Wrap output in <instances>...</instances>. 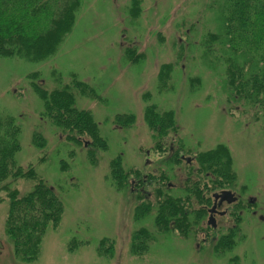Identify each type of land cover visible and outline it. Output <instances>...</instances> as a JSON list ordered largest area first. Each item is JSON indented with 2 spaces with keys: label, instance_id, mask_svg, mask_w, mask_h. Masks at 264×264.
Segmentation results:
<instances>
[{
  "label": "rangeland",
  "instance_id": "rangeland-1",
  "mask_svg": "<svg viewBox=\"0 0 264 264\" xmlns=\"http://www.w3.org/2000/svg\"><path fill=\"white\" fill-rule=\"evenodd\" d=\"M140 1L82 0L54 55L0 57V119L12 118L20 129L22 170L0 189V264H264V105L230 93L220 41L211 44L216 55L207 43L220 33V7L228 1ZM66 86L72 109L90 113L100 140L65 130L54 122L58 111L47 113L43 93ZM149 106L175 117L176 130L159 146L146 120ZM221 150L227 161L205 174L198 157ZM164 173L170 179L163 183ZM38 184L47 201H58L59 215L38 245L19 254L8 235L7 194L15 189L25 198ZM224 189L244 204L235 231L227 229L230 217L214 231L207 204L193 198ZM159 191L194 194L191 204L178 203L188 209L184 232V223L162 225Z\"/></svg>",
  "mask_w": 264,
  "mask_h": 264
},
{
  "label": "trees",
  "instance_id": "trees-1",
  "mask_svg": "<svg viewBox=\"0 0 264 264\" xmlns=\"http://www.w3.org/2000/svg\"><path fill=\"white\" fill-rule=\"evenodd\" d=\"M227 1L220 7L221 31L218 35L211 34L208 37L210 38L207 41L208 48L216 55L211 44L213 40L220 41L217 43L222 46V56L219 60L225 59L227 62L225 76L226 85L231 89L230 93L255 104L264 105V0ZM140 3V0H133V7H139ZM81 5L82 0H0V57L40 61L54 55L70 33L76 19V10ZM163 72L166 77L170 75L168 68ZM69 89V86H66L63 90H55L51 95L43 93L47 113L50 115L58 111L60 116H55L54 122L65 130L89 134L95 142L100 140L98 128L90 113L72 109L73 95ZM156 109V106L147 107L145 116L159 146V142L177 127L172 111L159 112ZM123 117L120 116V119ZM132 117L134 116L128 118L131 120ZM19 137L20 129L14 119H0V189L4 191L9 189L8 180L17 179L22 174L21 168L16 165ZM225 151L198 157L199 167L205 174L211 173L209 168L211 165L218 166L219 169V166L222 167L227 161L222 155ZM225 169V173H229V169ZM115 175L116 181L122 185L127 176L121 169V163L115 165ZM132 176L140 179L138 172ZM149 178H152V175H149ZM160 179L164 183L170 178L164 173ZM170 193L167 195L160 191L156 193L160 201L158 204L161 205L159 218L165 228L172 220L184 223L185 227L179 224V229L185 231L189 225L187 221L189 214L186 212L188 209L185 208L184 213L182 210L184 207L180 209L178 203L183 204L185 201L191 204L194 202L191 198L194 194H190L182 201V197H175ZM46 194L48 193L42 184H38L36 190L25 198L18 199L15 189L7 194L11 203L7 221L8 235L18 253L20 247L31 248L38 245V236L46 228L48 220L54 215L56 217L59 215L56 208L58 201H55L56 203L47 201ZM203 212L201 210L195 212L197 218H200ZM29 256L33 259L32 255Z\"/></svg>",
  "mask_w": 264,
  "mask_h": 264
},
{
  "label": "flooded vegetation",
  "instance_id": "flooded-vegetation-1",
  "mask_svg": "<svg viewBox=\"0 0 264 264\" xmlns=\"http://www.w3.org/2000/svg\"><path fill=\"white\" fill-rule=\"evenodd\" d=\"M187 162H190V159H186ZM226 193V195H224ZM182 201H184V197L181 198ZM196 201V204L204 202L207 204L203 206L207 209V212L209 214L208 223L212 227L214 231L218 230V226L220 225H226V218H234L230 221V227H227L230 231L237 230L240 223L243 222V216L242 214V208H244L243 202H241V199L239 196H237L233 191L229 189L221 190L219 193H214L212 197H195L194 199ZM251 202V201H250ZM242 206V207H240ZM240 207V208H239ZM232 208V209H231ZM240 209V210H237ZM205 212V210H204ZM231 214V215H230ZM234 221L239 222V224H234ZM222 227V226H221ZM220 227V228H221ZM234 227V229H233ZM236 227V228H235ZM182 232H184V229H182Z\"/></svg>",
  "mask_w": 264,
  "mask_h": 264
},
{
  "label": "water",
  "instance_id": "water-1",
  "mask_svg": "<svg viewBox=\"0 0 264 264\" xmlns=\"http://www.w3.org/2000/svg\"><path fill=\"white\" fill-rule=\"evenodd\" d=\"M224 195H226V193Z\"/></svg>",
  "mask_w": 264,
  "mask_h": 264
}]
</instances>
